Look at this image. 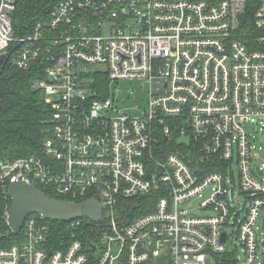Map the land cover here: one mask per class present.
Wrapping results in <instances>:
<instances>
[{
    "label": "built area",
    "instance_id": "obj_1",
    "mask_svg": "<svg viewBox=\"0 0 264 264\" xmlns=\"http://www.w3.org/2000/svg\"><path fill=\"white\" fill-rule=\"evenodd\" d=\"M18 1L0 0V56L42 72L33 86L51 131L41 156L0 161L1 190L93 199L101 218L29 215L0 264H236L237 245L241 264H264V0H59L15 35ZM112 81L147 82L143 114L114 107ZM192 200L201 215L185 209Z\"/></svg>",
    "mask_w": 264,
    "mask_h": 264
},
{
    "label": "trees",
    "instance_id": "obj_2",
    "mask_svg": "<svg viewBox=\"0 0 264 264\" xmlns=\"http://www.w3.org/2000/svg\"><path fill=\"white\" fill-rule=\"evenodd\" d=\"M58 1L19 0L12 14L14 34H29L36 24L48 18ZM250 17L251 14H247L243 18L245 26H249ZM252 32L249 30L248 35H252ZM42 77V72L37 67L23 71L6 65L0 69V161L43 154L42 143L51 131L52 110L45 103L43 93L33 86ZM107 86L104 73L97 72L93 75L92 87L97 94L95 97L103 98ZM42 192L51 197L48 192ZM10 205V199L3 194L0 187V249L10 247L16 240L10 233L4 217V212ZM150 210L149 206L136 209L133 216ZM216 260L217 264H235L231 254L218 256Z\"/></svg>",
    "mask_w": 264,
    "mask_h": 264
},
{
    "label": "water",
    "instance_id": "obj_3",
    "mask_svg": "<svg viewBox=\"0 0 264 264\" xmlns=\"http://www.w3.org/2000/svg\"><path fill=\"white\" fill-rule=\"evenodd\" d=\"M9 56L6 58V60ZM3 56H0V69L5 67ZM7 196L11 206L7 217V227L14 235L18 234L26 217L38 215L44 220L68 222L82 217L98 221L101 218L100 204L93 199L80 204L51 198L35 186L15 182L8 187ZM221 242H224V234Z\"/></svg>",
    "mask_w": 264,
    "mask_h": 264
},
{
    "label": "rangeland",
    "instance_id": "obj_4",
    "mask_svg": "<svg viewBox=\"0 0 264 264\" xmlns=\"http://www.w3.org/2000/svg\"><path fill=\"white\" fill-rule=\"evenodd\" d=\"M109 94L113 95L116 105L114 107L118 108L120 113H126L132 117L140 116L143 114L148 104V84L145 81H118L109 83ZM106 115H116L109 111ZM249 131V130H248ZM178 144H183L187 146L189 143L187 138L178 137ZM257 146L263 147L262 150L258 151L257 160H264V136L261 139L258 135ZM261 166V164H260ZM234 172L237 176V170L234 167ZM206 196H204L205 199ZM203 200H192L188 205L185 206V209L188 213H193L196 215H201V212L198 211V206ZM231 241H228L230 245ZM232 243L236 244L235 241ZM237 253L239 259L236 264H241L243 260V251L240 246L237 245ZM207 264H210L209 261Z\"/></svg>",
    "mask_w": 264,
    "mask_h": 264
}]
</instances>
